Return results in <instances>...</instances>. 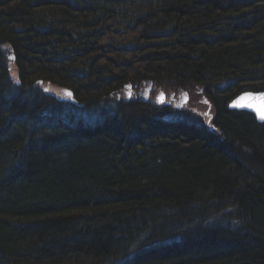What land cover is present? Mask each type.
Returning a JSON list of instances; mask_svg holds the SVG:
<instances>
[{
  "label": "trees",
  "instance_id": "1",
  "mask_svg": "<svg viewBox=\"0 0 264 264\" xmlns=\"http://www.w3.org/2000/svg\"><path fill=\"white\" fill-rule=\"evenodd\" d=\"M246 90L264 0H0V264H264Z\"/></svg>",
  "mask_w": 264,
  "mask_h": 264
},
{
  "label": "bare ground",
  "instance_id": "2",
  "mask_svg": "<svg viewBox=\"0 0 264 264\" xmlns=\"http://www.w3.org/2000/svg\"><path fill=\"white\" fill-rule=\"evenodd\" d=\"M133 88H134V86L132 84H127L126 85L125 90H126L127 98L130 97L131 93L133 92ZM246 91L256 92V91H253V90H246ZM258 91H262V90H258ZM163 94L165 95V98L161 102H158V99H157L159 94L156 96V103L165 104V105H171V106H173V107H175L176 109H179V110H181L183 108H185L187 110L199 108V111H201V109H203L204 112L201 114V116L204 119L206 125L209 128L211 127V122H212L211 120L213 118V116H212L213 115L212 114L213 104H212V101L210 99H207L205 96L199 95L198 99L200 98V100H198V102L201 105L197 106V105L194 104V101L190 98V96L188 94H186V93H182V94H180L178 96L170 94L168 97L166 96L165 93H163ZM147 95H148V92L146 93L145 97H147ZM237 96H235V97H237ZM183 100H185V102L182 103ZM230 102L228 103V106H229ZM228 109H229V107H228ZM230 110H232V109H230ZM245 113H247V112H245ZM248 114H250V113H248Z\"/></svg>",
  "mask_w": 264,
  "mask_h": 264
},
{
  "label": "water",
  "instance_id": "3",
  "mask_svg": "<svg viewBox=\"0 0 264 264\" xmlns=\"http://www.w3.org/2000/svg\"><path fill=\"white\" fill-rule=\"evenodd\" d=\"M10 58L13 59V57ZM65 92L68 93V91ZM262 93H264V90L256 92L244 91L235 97L228 107L232 110L250 113L258 123H263L264 119L260 118V114L264 113V99L258 98ZM247 94H251V96ZM164 98L165 95L160 93L157 98L158 102H161ZM183 102H185V100H183L182 103ZM249 104L254 105V107H248Z\"/></svg>",
  "mask_w": 264,
  "mask_h": 264
},
{
  "label": "rangeland",
  "instance_id": "4",
  "mask_svg": "<svg viewBox=\"0 0 264 264\" xmlns=\"http://www.w3.org/2000/svg\"><path fill=\"white\" fill-rule=\"evenodd\" d=\"M13 68H14V67H13ZM11 75H12L13 78L16 77V72L14 71V69H12V71H11ZM51 89H52L51 91H52L54 94H57V90H56V89H54V88H51ZM198 97H199V96H198ZM198 97L196 98V101H195L196 103H199L198 100H200V98L198 99ZM199 104H200V103H199ZM203 112H204L203 109H201V111H199L200 114H202Z\"/></svg>",
  "mask_w": 264,
  "mask_h": 264
},
{
  "label": "snow or ice",
  "instance_id": "5",
  "mask_svg": "<svg viewBox=\"0 0 264 264\" xmlns=\"http://www.w3.org/2000/svg\"><path fill=\"white\" fill-rule=\"evenodd\" d=\"M67 94H68V95H71V93H67ZM247 95L251 96V94H247ZM258 98L264 99V93H262V94L260 95V97H258ZM248 107H254V105L249 104ZM260 118H261V119H264V113H261V114H260Z\"/></svg>",
  "mask_w": 264,
  "mask_h": 264
}]
</instances>
